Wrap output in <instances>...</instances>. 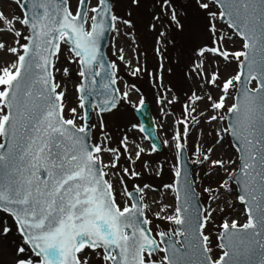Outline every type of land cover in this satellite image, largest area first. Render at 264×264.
<instances>
[{
	"label": "snow or ice",
	"instance_id": "snow-or-ice-1",
	"mask_svg": "<svg viewBox=\"0 0 264 264\" xmlns=\"http://www.w3.org/2000/svg\"><path fill=\"white\" fill-rule=\"evenodd\" d=\"M11 3L19 11L0 10V53L11 57L0 63V264H264V0ZM142 9L154 62L138 40L134 14ZM112 33L128 40L127 51L112 43L115 59L104 51ZM63 51L79 77L68 115L67 85L55 75H71L56 68ZM177 66L186 87L172 79ZM136 81L171 120L163 145L173 152L172 180L162 187L174 203L154 201L158 211L146 202L158 188L137 181L162 174L163 164L144 159L159 141L134 122L117 123L114 135L105 120L145 107ZM136 131L152 138L148 150ZM194 132L191 164L210 180L206 207L186 163ZM226 144L232 155H217Z\"/></svg>",
	"mask_w": 264,
	"mask_h": 264
},
{
	"label": "rangeland",
	"instance_id": "rangeland-1",
	"mask_svg": "<svg viewBox=\"0 0 264 264\" xmlns=\"http://www.w3.org/2000/svg\"><path fill=\"white\" fill-rule=\"evenodd\" d=\"M126 2H127V0H125V4H126ZM70 3L72 4L73 9H74L75 4H76V0H70ZM0 10L5 11V13L8 15H11V13L13 11H19V9H16L15 6L11 3V0H0ZM117 11L119 14H123L122 8H118ZM147 19H148V14L144 9L140 10V12L138 14H134V20L136 22V31H137V35H138V40L142 46V50L145 48L148 49L149 59H150V61H152L151 49H150V45H151V41H152V35L146 31ZM120 28H121V33H123L125 31L124 27L121 25ZM7 39L10 40L11 37H7ZM113 42H115L117 47L124 46L126 51L128 50L127 49V45H128L127 38L124 37L123 35L116 36L113 33L111 45H110V48H109L108 53H107V54H109L110 59H115V57H113L111 55V52H112L111 46H112ZM184 43L185 42H184L183 36L181 34H177L178 49L180 48V46L184 45ZM229 46L230 47L232 46V42L229 43ZM234 46L236 48L240 47V42L238 39L234 41ZM65 56H67V52L63 51V54L61 55L60 60L56 64V68H59L62 70L64 67H70L71 68L70 77L69 78L63 77L62 71L57 72L55 75H56V80L58 82H61L62 84L67 85V92H66V96H65V104H66V112H67L68 108L77 106V104H78L73 84H74V82L79 81V77L76 75V73L78 71L77 66L75 64L68 65L65 61ZM6 59L10 60L11 57L5 56L3 53H0V63H2ZM152 62H154V61H152ZM233 67H234V65H233ZM221 71L223 74L227 75L229 72H231V69H225L223 67V65H221ZM120 75L124 78V80H128L129 82H131L132 78L127 75L126 70L122 66H121V70H120ZM172 79H173L174 83L177 84L178 87L180 85H183V77H182V72H181L180 66L176 67L175 75L172 77ZM136 82L142 88L143 92L146 95V103L150 104L151 108H153L154 115H155L157 123H158V129H159V133H160V137H161L162 141L165 139H169L170 135H171V120L168 118H165L164 116H162L160 114L159 106L155 103L154 96H153L152 91L149 88L148 84L145 81H136ZM183 86L186 87V85H183ZM132 99L137 100L138 97L136 95H133ZM229 103H230V101H229ZM201 107H203V105H201ZM174 111H175L176 115L178 116L180 114V105H176ZM67 115H68V112H67ZM105 120L108 122L109 128L113 130L114 135H115V125L117 123H119V124H127L129 122L138 123L136 121V117L134 116L133 110H131V109L124 110L120 114L119 119H115L113 117L105 116ZM93 123H96V116L94 118ZM203 127L205 129V133H207V131L209 130V126L204 125ZM132 135L134 136L136 141L138 143H140L146 150L149 149L148 146H146V143H145L144 139L141 137L139 132H134ZM195 138H196V133L194 132L192 137L190 138V146H189L190 153L192 152L191 141L194 140ZM205 139L207 140L209 138L207 136H205ZM225 152L228 155H232L231 152L227 151V144L225 145L224 149H218L217 155L225 153ZM107 158H108V156H107ZM144 159L149 160L153 166H156L158 164H163V172L160 176H156L154 172H151V174H145L143 176L142 180L137 181V183H140L141 185L143 183L147 182V183L152 184L154 187L158 188V191H147L146 192V202L151 205L152 211H158L156 203H153L154 201H160L162 199L167 204H173L174 203L173 194L168 190H164L162 187V185L164 183L171 182V180H172V175L170 172V165H171V163L174 162L173 152L171 149L166 147V151L163 154V156L157 155L155 153V154H152L151 156H145ZM137 170L140 171V168L138 167ZM197 172L199 174V179H197L196 185H197V188L201 194L203 204L206 207L208 204V195L206 193H203L202 188L207 186L208 183L210 182V180L204 176V168L198 166ZM216 178L217 177H213L212 182H214ZM131 184H132V182H129V188L130 189H131ZM117 199H118V201H123L125 198L118 195ZM213 207H216L215 203H213ZM241 212H242V208H240L239 205L237 204L236 205V211L233 213V215L235 217L239 218L240 221H242L244 219V217L241 216V214H240ZM213 215H214L215 221L217 223H219L221 220L222 214L219 213V211L217 210V212H215ZM149 218H151L153 220V225H155L156 223H159V221H157V220H155V218L151 217L150 213H149ZM167 226L168 225H166V224H162V227H167ZM207 231L212 232L213 231V225L210 224L208 226ZM212 239H213V242L215 243V235L214 234L212 236ZM218 251L219 250H216V252H214V255L216 253H218ZM91 264H97V261L95 258H93V260L91 261Z\"/></svg>",
	"mask_w": 264,
	"mask_h": 264
},
{
	"label": "water",
	"instance_id": "water-1",
	"mask_svg": "<svg viewBox=\"0 0 264 264\" xmlns=\"http://www.w3.org/2000/svg\"><path fill=\"white\" fill-rule=\"evenodd\" d=\"M109 35L106 37L105 42H104V51H105V47L108 44L107 42L109 40ZM144 110L147 113L146 115H144ZM144 110H142L140 112V115H139L140 116V119H141L143 125L145 126V128L147 129V133H151L152 136L155 137V135H153L154 134L153 133L154 132V129H153V125H152L153 123L151 122V116L149 114L150 111H148V107L147 106L144 107Z\"/></svg>",
	"mask_w": 264,
	"mask_h": 264
}]
</instances>
